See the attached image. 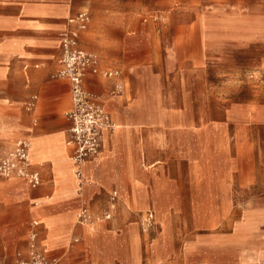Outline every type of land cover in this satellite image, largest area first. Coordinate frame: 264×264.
Returning a JSON list of instances; mask_svg holds the SVG:
<instances>
[{
    "label": "crops",
    "instance_id": "crops-1",
    "mask_svg": "<svg viewBox=\"0 0 264 264\" xmlns=\"http://www.w3.org/2000/svg\"><path fill=\"white\" fill-rule=\"evenodd\" d=\"M69 13L66 0H0V149L5 155L17 141L31 142L33 169L41 180L34 188L19 178L0 180L4 264L28 258L32 233L37 252L53 264H264V106L228 113L230 124L243 125L229 138L223 137L226 129L191 131L175 118L170 131L159 130L155 145L174 158L143 167L140 154L150 150L140 142L142 122L135 118L139 96L129 81L133 68H120V76L95 58L97 73H87L84 88L104 107L114 128L103 131L100 151L82 167L79 182L67 145L69 83L53 77L60 68V33L69 26ZM89 26L90 21L78 36L85 53ZM117 71V77L104 76ZM168 132L175 139L163 142ZM184 135L192 136L191 143ZM231 151L239 155L232 157ZM170 164L175 170H169ZM166 195H219L201 223L206 228L227 220L238 198L240 217L229 232L186 241L175 250L169 225L176 209L162 206ZM84 208L89 220L83 223L77 216ZM148 214L155 227L145 243L141 229L149 228ZM135 231L139 259L122 250Z\"/></svg>",
    "mask_w": 264,
    "mask_h": 264
},
{
    "label": "rangeland",
    "instance_id": "rangeland-1",
    "mask_svg": "<svg viewBox=\"0 0 264 264\" xmlns=\"http://www.w3.org/2000/svg\"><path fill=\"white\" fill-rule=\"evenodd\" d=\"M66 1L70 13L65 22L69 26L60 35L68 29L76 31V22L69 20L75 21L79 13H86L90 21L85 33L87 54L95 61L97 58L104 68L118 69L120 76V68H133L129 81L139 96L135 118L142 122L140 142L143 147L149 145L150 150L148 155L144 150L140 154L143 167L151 161L157 165L174 158L155 145L159 130L170 131L175 118L181 117L185 128L191 131L213 126L226 129L223 137L229 138L234 128L243 125L230 124L228 113L246 106H264V0ZM119 79L115 92L120 89L118 82L122 77ZM182 138L191 143L192 136ZM173 139V134L161 136L163 142ZM1 144L4 148V140ZM231 154L239 155L237 151ZM3 155L4 149H0V157ZM173 165L170 164V171L175 170ZM218 196L163 197V207L176 209L169 225L175 250L183 242L205 241L229 232L230 224L240 217V198L227 220L215 228L201 224L208 218L210 208L219 202ZM2 219L4 214L0 213V223ZM151 225L141 229L145 243L153 235L154 222ZM138 241L135 231L128 238L129 246L122 250L139 259ZM0 264H4L1 258Z\"/></svg>",
    "mask_w": 264,
    "mask_h": 264
},
{
    "label": "built area",
    "instance_id": "built-area-1",
    "mask_svg": "<svg viewBox=\"0 0 264 264\" xmlns=\"http://www.w3.org/2000/svg\"><path fill=\"white\" fill-rule=\"evenodd\" d=\"M74 22L77 25L76 31L68 29L60 35V68L55 78L69 83L70 108L65 113L70 123V140L67 145L71 148V160L75 167V175L80 182L83 180L82 167L100 151L103 131H112L114 127L104 107L84 88L87 73H97L96 61L78 47V32L86 29L89 22L88 15L79 13L75 21L69 20V23ZM117 74V72H105L104 76L114 77ZM29 147L28 140L14 143L13 149L0 158V178L23 179L33 188L40 184L39 173L33 169V163L28 156ZM77 218L83 223L87 222L89 220L87 209L79 211ZM147 220L150 227L152 215L148 214ZM29 242L28 258L17 264H53L37 252L35 233L30 234Z\"/></svg>",
    "mask_w": 264,
    "mask_h": 264
},
{
    "label": "bare ground",
    "instance_id": "bare-ground-1",
    "mask_svg": "<svg viewBox=\"0 0 264 264\" xmlns=\"http://www.w3.org/2000/svg\"><path fill=\"white\" fill-rule=\"evenodd\" d=\"M88 13V12H87ZM116 129V128H115ZM105 136V135H104ZM31 151H32V145H31V142H30V147H29V153H28V156H29V159L30 161H32V158H31ZM73 174L75 175V168H74V171H73ZM76 177V176H75ZM77 178V177H76Z\"/></svg>",
    "mask_w": 264,
    "mask_h": 264
}]
</instances>
